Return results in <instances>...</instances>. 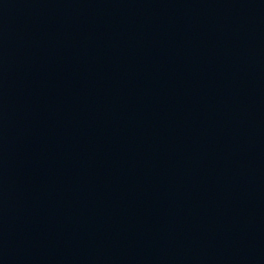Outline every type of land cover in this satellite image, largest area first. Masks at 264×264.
Masks as SVG:
<instances>
[{
	"label": "water",
	"instance_id": "water-1",
	"mask_svg": "<svg viewBox=\"0 0 264 264\" xmlns=\"http://www.w3.org/2000/svg\"><path fill=\"white\" fill-rule=\"evenodd\" d=\"M0 264H264V0H0Z\"/></svg>",
	"mask_w": 264,
	"mask_h": 264
}]
</instances>
